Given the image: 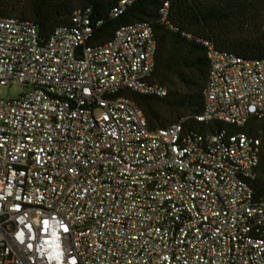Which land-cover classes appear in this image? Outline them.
Instances as JSON below:
<instances>
[{"label": "built area", "instance_id": "2783aa9c", "mask_svg": "<svg viewBox=\"0 0 264 264\" xmlns=\"http://www.w3.org/2000/svg\"><path fill=\"white\" fill-rule=\"evenodd\" d=\"M101 25L87 9L43 40L32 23L0 18V86L26 90L0 100V264H264L262 143L243 131L264 118V59L205 43L196 121L221 127L152 131L126 92L168 94L153 81V28L123 26L93 48Z\"/></svg>", "mask_w": 264, "mask_h": 264}, {"label": "trees", "instance_id": "16d2710c", "mask_svg": "<svg viewBox=\"0 0 264 264\" xmlns=\"http://www.w3.org/2000/svg\"><path fill=\"white\" fill-rule=\"evenodd\" d=\"M121 0H0V18H17L38 28L43 40L55 29L70 26L75 15L93 10L95 29L89 46L110 42L116 31L137 22H149L157 41L153 81L168 89L164 98L127 95L138 104L150 130L167 128L184 120L193 132L211 133L217 123H199L205 108L204 91L210 74L208 47L250 60L264 59V0H137L118 19L110 14ZM169 3L168 23L160 14ZM223 127V126H222ZM232 132L234 128L227 127ZM261 140V163L253 186L264 203V118L243 128Z\"/></svg>", "mask_w": 264, "mask_h": 264}, {"label": "rangeland", "instance_id": "374dc122", "mask_svg": "<svg viewBox=\"0 0 264 264\" xmlns=\"http://www.w3.org/2000/svg\"><path fill=\"white\" fill-rule=\"evenodd\" d=\"M25 91V88H23L20 84H14L8 87L0 86V100L16 99Z\"/></svg>", "mask_w": 264, "mask_h": 264}]
</instances>
